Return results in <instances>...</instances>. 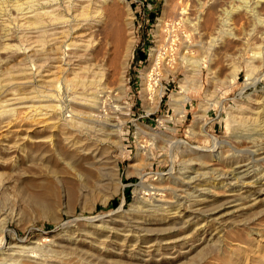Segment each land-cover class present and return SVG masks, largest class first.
Listing matches in <instances>:
<instances>
[{
	"label": "bare ground",
	"instance_id": "6f19581e",
	"mask_svg": "<svg viewBox=\"0 0 264 264\" xmlns=\"http://www.w3.org/2000/svg\"><path fill=\"white\" fill-rule=\"evenodd\" d=\"M121 1L124 0H0V64L20 54L29 60L23 62L20 59L22 63L17 62L20 66L15 65V62V66L12 63V67L7 65V69H0V152L7 155L19 150L24 152L28 146L40 144L60 157L61 161H64L63 148H66L73 154L69 159L74 160V154H77L88 158L90 165L97 166L98 157H101L96 147L98 143L110 141L121 148L118 126L112 113L125 108L121 102L126 91L125 73L135 41L131 20L124 21L125 24L118 20L117 7ZM190 3L188 0H165L164 15L156 31L157 43L150 52V68L144 73L147 82L151 81L152 78L147 79L151 76L150 69L157 67L163 50L162 24L168 11L175 16L186 15L184 19L188 21L191 32L205 35L206 31H213L207 34L210 39L205 48H214L216 60L210 57L208 60L216 61L215 65L219 66L225 63L223 61L228 48L239 43L240 39L231 30L235 29L238 20L244 19H240V16L248 15L252 27L248 33L246 31V47L242 46L247 52L251 51V55L248 54L250 57L243 59L248 68L245 86H256L261 78L264 80V75L255 76L260 72L261 63L264 64V0H243V8L240 5L227 6L230 9H221L219 19L214 16L216 5L207 6L203 2L200 11L196 12L190 8ZM242 27H245L244 24ZM255 32L260 33L262 46L250 42ZM193 44L187 41L180 49L178 66H184L186 71L184 78L179 81V90L173 92L170 99L171 107L181 116H184V104L189 100L187 79L197 77L205 62L202 57L195 58L193 54H188L189 51L183 52ZM241 61L238 58L225 63L224 70L227 72L222 70L225 73L223 79L210 66L212 88L198 105L190 127L192 133L206 138L204 119L212 104L218 101L216 97L212 98L214 87L217 83L232 84L241 71ZM38 76V84H35ZM61 81L64 82L69 97L67 100L71 104L66 114L59 103ZM193 82L195 87L202 85L200 80ZM22 88L29 89L21 92ZM144 90L151 92L152 85L145 84ZM248 101L246 105L238 104L237 109H229L226 115L230 127L236 134H243L245 143L243 140L242 144H230L227 140L213 137L211 148H194L186 141L167 138L172 150L176 145L183 147L181 155L184 157L185 170L172 180L161 176L148 186L137 183L134 198L127 209L134 215L132 221L116 215L101 223L97 221L98 218L90 219L93 228L101 232L104 230L102 234L106 233L102 239L96 236L89 240L95 243L99 255L109 252L108 241L114 238L118 247L112 251L115 256L112 263L164 264L168 259L173 261L179 255L190 254L203 243L217 246L223 251L230 244L219 243L221 238L231 236L234 228L241 224L246 229L250 228L247 226L251 222H240L238 217L264 204V98L256 97ZM106 107L112 110L111 114L104 109ZM139 150L137 158L142 153L147 155L145 146L141 145ZM115 170L112 169L114 176ZM128 173H131L129 169ZM4 175L0 172V182ZM139 175L142 177V173ZM141 190L145 193L149 191L152 199L140 196ZM249 230L253 231L254 228ZM257 233L255 231L253 234ZM10 246L9 250L1 253L0 264H82L81 261L76 262L77 258L72 261L62 254L61 258H47V255L40 258L37 254H31L33 245L14 243ZM127 247L128 253L124 255ZM170 248H178V252L164 257L165 252L161 251ZM84 254L94 259L96 257L88 250ZM94 259L92 261H96Z\"/></svg>",
	"mask_w": 264,
	"mask_h": 264
},
{
	"label": "rangeland",
	"instance_id": "374dc122",
	"mask_svg": "<svg viewBox=\"0 0 264 264\" xmlns=\"http://www.w3.org/2000/svg\"><path fill=\"white\" fill-rule=\"evenodd\" d=\"M242 1L218 0L217 2L215 0H203L206 3L204 5H216V13L215 10L214 13L217 15L214 14V16L217 19L221 16V9L236 5L242 7ZM188 2H191L190 8H194L196 12L200 11L203 3L202 0H193V2L188 0ZM164 7L165 0H124L117 7L119 22L125 24L128 20H131L135 36L125 73L126 91L121 100L125 108L123 111L119 110L113 113L110 108H104L109 114L112 113L118 126L121 148L114 143L112 145L110 141L108 143H98L96 147L99 148L98 156L101 157H98L97 166L90 165L88 158L77 154H74L76 156H74V160L69 159L73 154L66 148H63L65 150L64 161L63 159L61 161L60 157L54 155L47 147L40 144L28 146L24 152L19 150L8 155L0 152V172L5 174L3 183L0 182L3 187L0 186V257L2 256L1 253L10 249V245L22 243L26 246L33 245L34 250L31 254H37L40 258L48 256L47 258L53 259V257L61 258L62 255H65V258H71L72 261L77 258L76 262L79 263L81 261L82 264L83 262L84 264H111V261L115 258L112 251L118 247L117 242H115L114 238L110 239L107 246L109 252L99 255L95 243H90V241L95 239L94 237L96 236H100L99 238L102 239L106 236V233L102 234L104 230L101 232L99 229L93 228V224L89 220L98 218L97 221L101 223L116 215L125 216L124 220L132 221L134 215L129 213L127 209L134 198V189L137 183L142 182L143 185L148 186L150 182L156 181L161 176L164 178L169 177L172 180L181 175L183 170H185L184 157L181 155L183 147L176 145L172 150L171 143L167 138L186 141L194 148H211L213 146V137L218 140H227L230 144L231 142L242 144L243 140V143H245L246 140L243 138V134H236L230 127L226 115L229 109H237L241 104H248V99L264 98L263 78L256 86L250 84L245 86L246 82H248L246 80L248 68L246 64L244 65V60L251 55V51L247 52V49L243 48L246 47L244 43L246 42L245 37H248V29L252 27L250 19L247 18L248 15L241 14L240 19L241 17L242 19L244 17V19L237 21L242 26L244 24L245 27H240L237 22L235 24L238 27L235 24L232 25L235 26V29L231 30L233 35L240 39L239 46L237 44L230 46L231 48H228L230 50H227V53L225 52L226 58L224 57L225 60L223 61L227 64L231 60H238L239 58L240 61L242 60L240 62L241 71L232 84L217 83L215 85L212 98L216 97L218 101L212 104L209 113L205 116L204 124L207 134L206 138H202L196 132L192 133L190 127L198 105L205 100L206 94L212 88L210 66L212 71L216 69L215 74L220 79H223L227 72L224 70L226 69V64L223 62H221L223 64L219 63L221 67L218 64L215 65L217 62L214 61L216 60L213 54L214 48L211 47V49L207 50L205 48L208 46L210 39L207 34H211L213 31H206L205 35L203 34L204 36L198 34L197 31H192L194 32L192 33L188 28V21L185 20L186 15L175 16L174 13L168 11L169 13L167 12L164 16L165 20L162 24L163 50L157 67L150 69L151 76L147 79H152L147 82L144 73L150 68V52L151 48L157 43L156 31L161 23L160 18L164 15ZM228 8L230 9V7L226 9L229 10ZM182 18H185V21ZM246 26L247 29L244 30ZM126 33L125 35L128 36ZM255 35L251 38L249 37L250 42L255 45L256 43L257 45L261 44L262 46L264 43H261L260 33L258 32ZM194 37L196 38L195 40ZM186 39L188 44L196 42L191 48H185L183 52L189 51L188 54H193L192 56L195 58L202 57L205 62L200 67V73L197 77L189 78L190 80L187 79L189 83L187 91L189 100L184 104V116H181L177 115L171 107L170 99L171 94L179 90V81L185 76V67L182 65L178 66V57L184 43L187 44ZM108 47H111V45H108ZM249 53L250 55H248ZM209 57L214 58V60L209 61ZM230 57L233 59H230ZM20 59H23V62L29 61L22 54L13 55L5 62L8 64H0V69L4 70L2 69L4 67L7 69L8 66L12 65V63L14 65L15 62V65H18L19 63L17 62H20ZM260 67V72L256 73L255 76L264 75V64L261 63ZM197 80H200L202 84L199 87L192 85L193 81ZM38 81L39 76L35 78L34 83L38 84ZM61 82L59 83L61 88V100L59 103L63 113L66 114L71 104L68 101L69 97L64 82L62 84ZM147 83L152 85V91L148 93L144 90ZM28 89L22 88L20 91L24 92ZM239 98L242 101L241 99L238 100ZM231 138H233V141ZM141 145L146 147L147 155L142 153L137 158ZM23 153L27 154V156L23 155ZM105 156L107 160H105ZM4 160L5 162L3 163ZM112 169H116L115 176ZM128 169L131 173H128ZM139 173H142V177H140ZM141 192L140 196L147 200L152 199V196H150L152 194L149 191H146L147 194L144 190H141ZM103 199H106V201ZM113 199L116 202L111 205L110 203ZM119 207H121V210ZM117 210L120 211L116 212ZM238 220L240 222H251L250 226L248 225L247 227H252L254 230L251 231L249 230L250 228H244L243 224L239 225L240 227L236 226L231 236H224L220 239L222 241L219 243L226 242L230 244L223 251L217 246L213 247L211 244L205 245L203 243L196 246L190 254L179 255L173 261L168 259L164 264H264V204L253 210L243 212L238 217ZM255 231L258 233L253 234ZM117 235L119 237V234ZM184 246L188 247V244ZM128 249L129 247L124 249V255L128 253ZM35 250L37 253H35ZM86 250L96 254V261H92L94 259L93 256L83 255ZM164 252L165 255L163 256L167 257L170 253H177L178 248L161 251V253ZM57 254H59V257ZM24 259L23 261H26ZM27 262L31 263L30 260H27Z\"/></svg>",
	"mask_w": 264,
	"mask_h": 264
},
{
	"label": "trees",
	"instance_id": "16d2710c",
	"mask_svg": "<svg viewBox=\"0 0 264 264\" xmlns=\"http://www.w3.org/2000/svg\"><path fill=\"white\" fill-rule=\"evenodd\" d=\"M115 202H116V200L115 199H113V200H111V205H114L115 204Z\"/></svg>",
	"mask_w": 264,
	"mask_h": 264
}]
</instances>
